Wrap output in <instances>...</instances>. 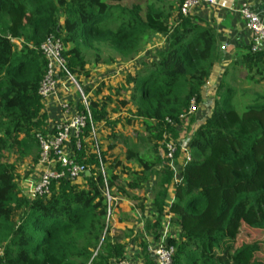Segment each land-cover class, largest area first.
<instances>
[{"label":"trees","instance_id":"1","mask_svg":"<svg viewBox=\"0 0 264 264\" xmlns=\"http://www.w3.org/2000/svg\"><path fill=\"white\" fill-rule=\"evenodd\" d=\"M122 1L0 0L1 150L13 145L24 157L39 161L37 134L48 132L39 93L47 61L39 47L49 35L62 38L69 69L82 84L81 76H90L88 67L103 61V48L112 52L104 62L132 59L161 34L167 48L158 58L129 72L116 89L109 87L104 100L91 97L90 108L94 123L111 125L110 102L116 111L133 105V116L145 126L141 141L153 144L155 152L160 144L166 149L167 142L176 141L178 158L182 141L177 124L185 115L194 123V113L188 112L193 101L196 107L204 101L203 88L225 60L222 43L211 22L181 9L180 21L170 23L165 0H138L131 6ZM12 39L21 40L22 47ZM90 52L95 54L92 62L87 60ZM236 63L250 79L253 71L264 78V50L246 48ZM104 85L95 90L97 95ZM90 128L88 124L84 136ZM110 138L104 160L122 140L126 161L137 165L124 169L117 161L128 172L129 188L143 189L151 176L158 177L153 186L156 217L146 229L158 236L163 218L176 216L172 221L182 239H168L176 250L172 264H264V96L242 113L222 99L215 102L190 136L192 159L183 165L178 183L159 153H141L131 138L114 131ZM76 159L91 167L83 176L84 187L59 178L49 193L32 199L19 188L13 164L0 159V264H115L126 259L124 236L112 234L106 222L99 158L84 146ZM109 176L110 191L140 200L137 206L144 212L146 198L133 197L116 174L109 171ZM143 251L147 258V245Z\"/></svg>","mask_w":264,"mask_h":264},{"label":"rangeland","instance_id":"2","mask_svg":"<svg viewBox=\"0 0 264 264\" xmlns=\"http://www.w3.org/2000/svg\"><path fill=\"white\" fill-rule=\"evenodd\" d=\"M138 0H123L122 5L124 6H131L133 3L137 2ZM180 6L181 2L180 0H165L164 7L166 11H168L171 16L169 19L170 23H176L179 22L181 19V13H180ZM205 10L203 9H197L192 13V16L199 19L200 13H204ZM16 44L19 48L22 47V41H16ZM167 48V42L166 37L157 34L154 35L150 45L145 48L140 54L135 56L132 59H122L120 57H117L115 62L109 63L104 62L110 55H112V52L108 48H103L102 53V59L103 61L98 63L96 66H93L92 64L88 67L91 70H95L97 72V76L94 77V81L97 83V87L94 90H91V88L86 87L87 91L91 93V97L98 99L99 101H102L105 99L104 96L108 95V88L114 87L113 89H116L119 83H121L126 75L129 72H136L139 69L143 67L145 63H148L150 61H153L158 58V52L161 50H165ZM95 54L93 52H90L87 56L88 62L94 61ZM110 66L106 69H109L112 72L111 76H105L107 78H104L102 75V72L100 70L103 67ZM115 65V66H114ZM115 73V74H114ZM223 77L219 76V79L216 80L214 83L211 80V86L207 89V87L203 88V92L206 93L204 97V101L198 105V108L196 109L195 115V121L193 124L190 123L189 117H186L185 119L181 120L177 124V128L179 130L180 138L178 140L182 141V145L184 149L189 148L190 143V136L193 134V130L195 127H197V119H203L204 117H207L208 113L212 111L215 107V102L217 100L226 101L230 105H232L238 112L242 113L248 105L255 104V102L258 101L259 96H264V78L261 77V75L257 74L256 71H253V79H250V76L248 74V71L245 67H243L241 64L236 63V60H232V62L228 61V65L226 68H224L222 72ZM63 80L64 75H62ZM82 79L88 78L85 76H81ZM77 81H79L78 77H76ZM99 80V81H98ZM259 80V82L257 81ZM80 82V81H79ZM221 82V83H220ZM105 83V85L102 87L103 92L102 94H96L95 90L98 89L99 85ZM213 83V84H212ZM83 84V82H82ZM221 84V85H220ZM73 86V85H72ZM85 87H83L85 89ZM74 88V87H73ZM75 89V88H74ZM78 96V99H80V96L75 90ZM103 95V96H102ZM101 97V98H100ZM211 101V102H210ZM133 106V105H132ZM108 108L110 109L109 113L112 114L116 113L115 109H117L116 103H109ZM127 108V107H126ZM125 109V108H122ZM122 115L118 117H114L112 119L113 123L110 125L106 123V127H101L99 125V134L101 137V141L103 142V150L107 149V147L111 144V133L114 131L116 133H119L123 137H129L131 138L137 145V149L141 153H159V155L162 157L163 160H168L166 157V149L160 144V146L157 148V152H155V148L153 144H147L145 141H141L142 137L146 136L145 132V126L143 122L140 119H136L132 114V109L127 108L126 110H122ZM128 119L131 120V122H128ZM189 137V138H188ZM176 143V141H174ZM88 149L91 151L92 145L88 144ZM124 149V150H123ZM180 149V153L178 158H175V166H176V179L174 183H178L180 181V170H181V164L184 161L185 153ZM115 150V149H114ZM118 153V154H116ZM124 154L125 156V146L122 143V140H119L117 142V150H115L114 158L112 159L111 163H108L107 160V171L112 172L113 174H116L118 176V184L125 188L130 195L133 196L132 191L134 189H131L128 187V175L127 171L123 170V166H117V161L120 159V155ZM0 159L4 162L13 164L14 170L17 173V180L19 188L24 191V186L22 185V182L38 179L41 172L43 171V168L37 167V163L34 161L32 157H24L20 152L19 149L13 145H8L4 149H0ZM108 157V155H107ZM126 160V159H125ZM127 162V161H126ZM169 162V161H168ZM110 164V167H109ZM124 169H136L135 164L127 162V164H124ZM179 166V168H178ZM79 183L81 186H85L86 182L84 177H81L79 180ZM158 181V177L155 175L151 176L148 183L144 186L146 189L145 192L149 194V196L153 199L154 193H153V186ZM84 182V183H83ZM83 183V184H82ZM143 188V189H144ZM139 191H142V189H137ZM118 191H115V193ZM171 196L174 193V188L172 187L170 189ZM28 193H30V187L28 189ZM111 193L116 196L112 191ZM121 194L120 192L118 193ZM122 195V194H121ZM137 197V196H134ZM141 198V197H137ZM136 205L140 203V200L135 199ZM176 228V227H175ZM173 230V227H171L172 231L169 232V235L175 234L176 238L179 240L182 239L179 230L175 229ZM255 236V235H254ZM160 237V234L157 236V239ZM264 259V258H263Z\"/></svg>","mask_w":264,"mask_h":264},{"label":"built area","instance_id":"3","mask_svg":"<svg viewBox=\"0 0 264 264\" xmlns=\"http://www.w3.org/2000/svg\"><path fill=\"white\" fill-rule=\"evenodd\" d=\"M222 0H184L181 4V12L184 15L192 14L200 7L214 6ZM240 13L245 22L246 29L252 35L251 49L253 52L264 50V19L253 11L249 4L243 3L240 9ZM13 42L19 41L12 39ZM40 52L47 61L46 74L41 81L39 93L43 98V101L49 96L55 94L61 86H64V78L69 81L75 90H77L80 99H78L77 105H74L75 109L70 118L60 124H57L51 130H47L46 134L38 133L37 138L40 144V154L37 167L43 168L38 179L30 181V193L29 198H35L37 196H43L50 191L51 184L54 180L59 178L70 179L77 182L85 174H89L91 167L84 162H79L76 159V151L81 150L84 146L88 147L92 145L91 151L97 155L100 161L99 170L104 178L103 195L106 198V222L109 224L113 215L114 208L117 203V198L113 196L108 185V179L110 178L107 171V161L103 158V142L99 134V125L93 122L92 112L90 108L91 103V91L88 92L85 85L81 84L76 79L68 66V61L64 55L65 45L61 37L51 34L39 47ZM85 87V89L83 88ZM83 108H80V106ZM62 108L65 111H70L73 106L70 103H63ZM195 102H192L188 114L196 112ZM182 116V119H185ZM88 124L91 128L89 134L84 136L85 129ZM185 158L181 166V172L183 165L188 161H191L192 157L189 148L184 149ZM177 144L174 141L166 143V157L169 161L170 168L176 172L175 158L177 152ZM107 157V156H105ZM177 159V158H176ZM179 168V166H178ZM180 172V181H181ZM174 173V182L176 179ZM168 230L150 246V250L153 256L154 264H172L173 256L176 252L175 247L169 244ZM115 264H133L129 259H122Z\"/></svg>","mask_w":264,"mask_h":264},{"label":"crops","instance_id":"4","mask_svg":"<svg viewBox=\"0 0 264 264\" xmlns=\"http://www.w3.org/2000/svg\"><path fill=\"white\" fill-rule=\"evenodd\" d=\"M243 3L249 4L251 9L258 13L262 17V19H264V0H222L217 5L198 8L205 10L204 13H200L198 20L211 22L218 32L219 40L222 43L225 59L223 63H219L215 66L211 78L205 85L207 89L209 88V86H211V80H213L212 82L214 83V81L221 79H219V76L223 77L224 74H222V72L224 68L227 67L228 61L232 62V60L239 59L244 49L251 48L252 35L246 29L245 22L240 13V9ZM108 67L110 66L108 65L107 67H103L100 70L104 78H107L105 76H111L113 72L109 69H106ZM90 71V76L84 79L81 78V80L84 85L94 90L97 87V83L94 81V77L97 76V72L91 69ZM63 82L64 86H61L55 94L49 96L43 101L44 111L48 114V122L46 125L47 130H51L57 124L67 121L73 114V111L75 109L74 105H77L78 103V96L72 84L67 80ZM204 92L203 94L205 97L206 93ZM67 102L73 106V108L68 112L62 108V104ZM127 108H131L132 111H134V107L132 105L127 106ZM127 108L121 109L126 110ZM121 109L118 110V112L113 113L114 117L122 115L123 112H121ZM212 111L208 113L207 117L211 114ZM109 116L111 117V119L114 118L110 113ZM207 117H204L200 120L197 119V125L203 123ZM97 124L101 125V127H106L105 120H102ZM114 149L117 150V143L115 148L110 150L107 154L108 163H111L112 159L114 158ZM119 158V161L127 164L123 153ZM135 168H137V165L135 166ZM77 182L80 181L78 180ZM22 185L25 188L22 192L29 197L28 189L30 187V182H22ZM145 190L146 189L144 188L142 189V191H139L137 189H134V191H132L133 197L137 196L146 198L144 212H142L140 208H138L134 198L117 194L115 196L117 198V203L114 208V215L110 221L111 233H118L124 236V243L126 246L125 256L126 259L131 260L133 264H154L150 246L153 245V243L157 240V234L155 233V230H147L146 223L147 221H154L156 213L154 210V200L149 196L147 192H145ZM101 212H104V209ZM175 217V215H166L163 218L162 228L160 229V236L166 230H168V232H171V227H173V230L176 227L175 229L179 230L180 232L178 226L172 221V219ZM170 236L175 237L176 235L171 234ZM143 245H147V258L144 256Z\"/></svg>","mask_w":264,"mask_h":264}]
</instances>
